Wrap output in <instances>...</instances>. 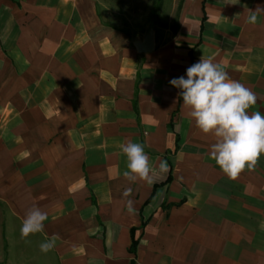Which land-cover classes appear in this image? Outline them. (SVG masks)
Instances as JSON below:
<instances>
[{
  "label": "crops",
  "instance_id": "obj_1",
  "mask_svg": "<svg viewBox=\"0 0 264 264\" xmlns=\"http://www.w3.org/2000/svg\"><path fill=\"white\" fill-rule=\"evenodd\" d=\"M229 2L180 0L146 53L96 0H0V264H264V154L228 179L169 84L212 57L264 115V0ZM127 141L152 184L123 176Z\"/></svg>",
  "mask_w": 264,
  "mask_h": 264
},
{
  "label": "clouds",
  "instance_id": "obj_2",
  "mask_svg": "<svg viewBox=\"0 0 264 264\" xmlns=\"http://www.w3.org/2000/svg\"><path fill=\"white\" fill-rule=\"evenodd\" d=\"M229 3H234L230 2ZM256 11L248 17L256 23ZM261 12V11H260ZM169 84L180 89L183 107L201 133L211 136L210 158L230 180H235L245 170H254L259 157L264 154V115L260 111L249 112L257 103V96L241 82L232 79L227 71L215 63L212 57L201 58L186 69V78H173ZM126 157L123 176L129 182L137 180L152 184L153 166L144 146L127 141L120 145ZM168 163L161 160L159 173H167ZM131 189H125L128 197ZM129 213L134 211L132 201H127ZM47 213L33 205L25 214L20 227L21 238L42 232ZM58 239L53 235L42 242L40 251L47 253Z\"/></svg>",
  "mask_w": 264,
  "mask_h": 264
},
{
  "label": "rangeland",
  "instance_id": "obj_3",
  "mask_svg": "<svg viewBox=\"0 0 264 264\" xmlns=\"http://www.w3.org/2000/svg\"><path fill=\"white\" fill-rule=\"evenodd\" d=\"M105 23L130 34L144 33L151 21L160 29L173 23L180 0H96Z\"/></svg>",
  "mask_w": 264,
  "mask_h": 264
},
{
  "label": "water",
  "instance_id": "obj_4",
  "mask_svg": "<svg viewBox=\"0 0 264 264\" xmlns=\"http://www.w3.org/2000/svg\"><path fill=\"white\" fill-rule=\"evenodd\" d=\"M153 27L154 22L151 21L146 28L141 41L133 40L134 46L139 52H150L153 48Z\"/></svg>",
  "mask_w": 264,
  "mask_h": 264
},
{
  "label": "trees",
  "instance_id": "obj_5",
  "mask_svg": "<svg viewBox=\"0 0 264 264\" xmlns=\"http://www.w3.org/2000/svg\"><path fill=\"white\" fill-rule=\"evenodd\" d=\"M160 0H158V3H159Z\"/></svg>",
  "mask_w": 264,
  "mask_h": 264
}]
</instances>
